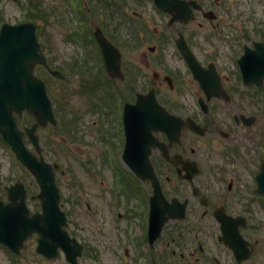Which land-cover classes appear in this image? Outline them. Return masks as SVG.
Instances as JSON below:
<instances>
[{
  "label": "flooded vegetation",
  "instance_id": "1",
  "mask_svg": "<svg viewBox=\"0 0 264 264\" xmlns=\"http://www.w3.org/2000/svg\"><path fill=\"white\" fill-rule=\"evenodd\" d=\"M79 1L91 18L84 27L90 20L91 35L102 33L120 51L123 79H108L114 109L89 112L85 164L96 203L82 178L60 179L70 228L92 243L76 219L85 208L99 235L96 258L121 264H264L256 180L264 165V57H250L264 41V17L246 18L259 0ZM179 46L189 48L195 70ZM150 93L162 106L153 108L157 129L143 128L140 116L125 121L123 105ZM192 119L199 133L188 127ZM220 220L239 252L226 245Z\"/></svg>",
  "mask_w": 264,
  "mask_h": 264
},
{
  "label": "rangeland",
  "instance_id": "2",
  "mask_svg": "<svg viewBox=\"0 0 264 264\" xmlns=\"http://www.w3.org/2000/svg\"><path fill=\"white\" fill-rule=\"evenodd\" d=\"M263 0H259L257 7L248 10L249 14L246 18L264 17V7L260 5ZM252 4H255L253 1ZM76 1L75 0H0V26L3 23L17 24L24 22V18L30 17L35 24L39 43L43 45V52L47 56L49 63H53V67L60 70L67 77L65 83L59 82L55 78L46 76L45 80L48 84L49 95L53 99L54 108L65 106L67 114L72 116H80V131L85 138L88 139V145L78 144L73 137L64 135L63 127L60 122L56 128L48 126L45 129H39L37 133L40 136V145L44 148V156L46 160L59 162L65 168L71 166L74 174L68 173L61 179L68 177L82 178L85 186V197L90 199L91 203H96L94 199V188L90 179V172L87 168H83L76 163V159L83 160L91 156L90 138L85 131L89 126L92 116L89 111L88 98L85 97L82 86H80L79 75H74L69 69V65L74 62L85 64L87 61L93 68L98 64L97 51L95 47L84 48L81 41L77 38L79 32L71 33L70 29H76L79 25L71 26V21H76ZM86 10V9H85ZM29 12V13H28ZM247 12V13H248ZM28 19V18H27ZM89 26L92 25L90 21ZM81 26V25H80ZM39 29V30H38ZM86 58V60H81ZM98 71V70H96ZM50 86V87H49ZM190 98V97H189ZM188 98V99H189ZM66 114V115H67ZM57 116V115H56ZM59 117H57L58 119ZM92 136V135H90ZM82 146V147H80ZM30 148L31 145H29ZM75 147L79 148L80 156L76 154ZM59 158V160H58ZM0 180L2 186H9L20 180L25 183L26 188L32 194L38 191L36 179L25 169L19 166V163L9 152V148L5 146L0 139ZM59 178L57 179V181ZM32 212L37 210V206L31 207ZM104 212L103 219L106 218L105 204L102 208ZM77 220L84 225L89 231L86 233L87 239L91 241V247L98 248V237L94 229V221L92 222L85 208L77 211ZM37 236H33L27 240L20 256L12 257L11 253L0 245V264H49L48 260L36 254ZM94 253V250H93ZM80 264H120L116 263L113 257L96 258L86 252L83 257L79 258ZM51 264H67L63 254L59 255Z\"/></svg>",
  "mask_w": 264,
  "mask_h": 264
},
{
  "label": "water",
  "instance_id": "3",
  "mask_svg": "<svg viewBox=\"0 0 264 264\" xmlns=\"http://www.w3.org/2000/svg\"><path fill=\"white\" fill-rule=\"evenodd\" d=\"M0 33V133L13 147L21 162L36 173L41 188L45 190L41 195L44 214L32 218H29L24 203L13 208L0 202V242L16 250L28 234L37 231L41 236L40 252L51 256L62 247L68 260L76 264L78 252L73 249L81 247L75 242L70 246L68 235L62 230L64 215L59 211L54 178L42 159L38 160L25 149L22 133L17 130L13 116L14 112L21 114L27 108L43 123V119L51 115L44 82L33 76L34 65L45 64L40 45L36 41L35 27L32 24H6ZM33 130L34 127L31 133ZM32 140L36 144V138L32 136Z\"/></svg>",
  "mask_w": 264,
  "mask_h": 264
},
{
  "label": "bare ground",
  "instance_id": "4",
  "mask_svg": "<svg viewBox=\"0 0 264 264\" xmlns=\"http://www.w3.org/2000/svg\"><path fill=\"white\" fill-rule=\"evenodd\" d=\"M16 205H18V202L14 201L12 202L11 206L14 208Z\"/></svg>",
  "mask_w": 264,
  "mask_h": 264
}]
</instances>
